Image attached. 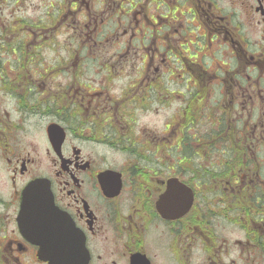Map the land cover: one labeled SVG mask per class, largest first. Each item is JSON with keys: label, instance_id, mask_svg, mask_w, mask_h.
<instances>
[{"label": "flooded vegetation", "instance_id": "flooded-vegetation-1", "mask_svg": "<svg viewBox=\"0 0 264 264\" xmlns=\"http://www.w3.org/2000/svg\"><path fill=\"white\" fill-rule=\"evenodd\" d=\"M0 264H264V0H0Z\"/></svg>", "mask_w": 264, "mask_h": 264}]
</instances>
